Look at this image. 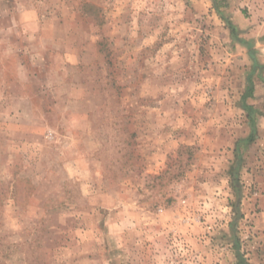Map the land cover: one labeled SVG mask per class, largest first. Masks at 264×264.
I'll return each mask as SVG.
<instances>
[{"label": "rangeland", "instance_id": "obj_1", "mask_svg": "<svg viewBox=\"0 0 264 264\" xmlns=\"http://www.w3.org/2000/svg\"><path fill=\"white\" fill-rule=\"evenodd\" d=\"M241 40L264 0H0V264H264Z\"/></svg>", "mask_w": 264, "mask_h": 264}, {"label": "trees", "instance_id": "obj_2", "mask_svg": "<svg viewBox=\"0 0 264 264\" xmlns=\"http://www.w3.org/2000/svg\"><path fill=\"white\" fill-rule=\"evenodd\" d=\"M231 28H232V34H233L234 39L239 40L236 28L234 26H231ZM240 42L249 48V55H250V58L253 62V72L248 77V82H247L248 84H247V88H246V93L244 95V101H246V99L249 97H252L253 93H254L255 84H254L253 76L256 72L261 73L264 70V65H262L259 62V60L256 57V51L251 48L252 46L249 43H247L243 40H241ZM252 109L253 108L251 106L245 105V110L249 111L250 113H251ZM249 117L251 118L250 114H249Z\"/></svg>", "mask_w": 264, "mask_h": 264}]
</instances>
